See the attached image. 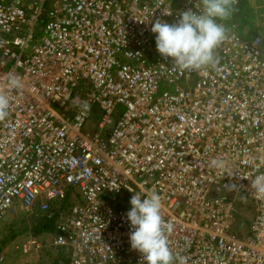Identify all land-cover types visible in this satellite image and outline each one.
<instances>
[{"label": "built area", "instance_id": "1", "mask_svg": "<svg viewBox=\"0 0 264 264\" xmlns=\"http://www.w3.org/2000/svg\"><path fill=\"white\" fill-rule=\"evenodd\" d=\"M198 3L0 0V220L45 213L61 264H146L126 217L145 191L173 226L174 264H264V199L251 186L264 174V41L218 21L214 64L179 70L150 29ZM238 199L253 211L242 227Z\"/></svg>", "mask_w": 264, "mask_h": 264}, {"label": "clouds", "instance_id": "2", "mask_svg": "<svg viewBox=\"0 0 264 264\" xmlns=\"http://www.w3.org/2000/svg\"><path fill=\"white\" fill-rule=\"evenodd\" d=\"M235 0H199V11L186 10L180 13L176 24L152 23L150 31L155 34V46L163 59L171 58L175 66L199 70L214 64V50L226 39L223 23L232 11ZM171 14V13H166ZM11 87H19L17 80L10 82ZM10 100L0 91V120L8 115ZM217 167H223L213 161ZM253 195L264 199V174L251 181ZM115 186L114 190H118ZM130 208L126 213L131 232L130 247L139 252L146 264H174L175 257L169 247V234L172 224L162 215V200L156 191L133 193L129 200ZM184 264V261H181Z\"/></svg>", "mask_w": 264, "mask_h": 264}, {"label": "rangeland", "instance_id": "3", "mask_svg": "<svg viewBox=\"0 0 264 264\" xmlns=\"http://www.w3.org/2000/svg\"><path fill=\"white\" fill-rule=\"evenodd\" d=\"M234 24L240 32L245 35L256 34L264 41V0H239L237 5L232 6L230 17L225 21ZM94 111L87 123L96 127L99 118V108L93 106ZM236 224L242 227L253 215L251 204L246 201L237 200ZM69 203L56 205L58 210H64ZM53 211L56 209L53 208ZM47 215L36 208L31 211L18 209L16 212L7 213L0 220V250L3 251L8 264H61L64 261V253L51 245L52 229L43 221L48 219ZM44 223V225H43ZM40 226V229H37ZM246 227V225H245ZM38 239L43 245L34 246L29 252L21 253L16 250L29 238ZM42 238L43 240H41Z\"/></svg>", "mask_w": 264, "mask_h": 264}, {"label": "trees", "instance_id": "4", "mask_svg": "<svg viewBox=\"0 0 264 264\" xmlns=\"http://www.w3.org/2000/svg\"><path fill=\"white\" fill-rule=\"evenodd\" d=\"M43 221H48V222H45V223H48V224H46L47 226H50V227H52L53 226V223H52V221H50V220H47V219H45V220H43ZM43 225H44V223H43ZM238 225H239V223H238ZM238 227H240V226H238ZM41 227L40 226H37V229H40Z\"/></svg>", "mask_w": 264, "mask_h": 264}, {"label": "crops", "instance_id": "5", "mask_svg": "<svg viewBox=\"0 0 264 264\" xmlns=\"http://www.w3.org/2000/svg\"><path fill=\"white\" fill-rule=\"evenodd\" d=\"M240 31L242 30V29H239ZM251 35H254V34H251ZM256 35V34H255Z\"/></svg>", "mask_w": 264, "mask_h": 264}]
</instances>
